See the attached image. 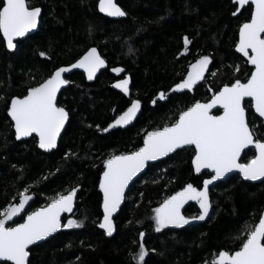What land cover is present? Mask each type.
<instances>
[{
    "label": "trees",
    "instance_id": "obj_1",
    "mask_svg": "<svg viewBox=\"0 0 264 264\" xmlns=\"http://www.w3.org/2000/svg\"><path fill=\"white\" fill-rule=\"evenodd\" d=\"M116 2L127 13L118 20L99 13L97 0H28L30 6L41 8L37 30L17 40L14 51L6 48L0 34V209L17 202L13 198L18 191L29 187L32 200L14 219L19 223L57 193L79 186L70 216L80 226L64 228L30 247L27 264H135L132 255L138 251L141 232L148 250L145 264H211L220 250L238 248L240 241L233 238L244 222L258 221L264 209V179L248 182L238 174L230 175L209 187L211 207L205 220L157 232L153 209L188 183L200 189L210 176L208 171L194 174L192 147L178 149L148 164L130 185L110 237L97 226L101 217L97 184L103 160L110 154L138 149L148 130L174 123L181 111L208 100L225 83L246 80L251 68L234 46L238 28L250 18L252 6L247 4L233 15L236 4L232 0ZM185 36L190 40L187 46ZM90 46L98 49L107 67L92 82H86L79 71L66 77L68 84L60 91L57 105L68 111L69 119L57 147L43 152L34 136L15 140L6 113L9 100L23 96ZM205 55L210 63L204 79L190 90L172 91L189 66ZM113 68L124 71L116 75ZM121 76L130 78L129 98L112 87ZM161 92L165 93L163 100L159 99ZM135 99L141 101V110L134 123L102 133ZM244 106L250 126L264 132L260 127L264 122L254 114L250 100ZM69 152L75 155L65 158ZM253 156L254 150L247 149L240 161L247 163ZM181 213L194 217L200 207L187 201ZM68 217L61 218L62 225Z\"/></svg>",
    "mask_w": 264,
    "mask_h": 264
},
{
    "label": "snow or ice",
    "instance_id": "obj_2",
    "mask_svg": "<svg viewBox=\"0 0 264 264\" xmlns=\"http://www.w3.org/2000/svg\"><path fill=\"white\" fill-rule=\"evenodd\" d=\"M240 7L249 0H234ZM252 11L250 20L239 28V41L236 50L246 57V63L253 66L246 81L237 78L234 82L225 83L215 91L207 103L197 101L181 111L174 123L147 133L143 146L138 149L110 154L103 160V172L100 176L99 188L103 193V220L99 227L111 236L115 230L113 214L117 212L124 200L125 188L134 177L140 173L147 162L166 156L184 146H194L195 155L192 164L197 173L202 169H211L214 175L203 181V187L198 189L191 183L168 196L159 207L153 209L155 231L160 232L169 225L177 228L187 225L189 219L181 214V208L189 201L199 204L200 214L192 217L194 220H205L211 207L209 201V186L214 181L224 177L226 173L237 170L244 180L257 181L264 178V132H260L246 117L245 98H250L255 113L264 118V0H250ZM99 10L108 16L124 17L127 15L114 0H99ZM239 10V9H237ZM41 15L40 7H32L28 0H0V33L6 41L8 49H14V39L23 37L35 29ZM235 15V13H233ZM190 40L184 37V45ZM131 51V49H130ZM41 55H45L41 53ZM210 63L209 56H201L195 64L190 65L187 76L176 84L172 91L192 89L198 81L204 79V72ZM105 66V60L97 48H89L71 68H82L93 79L95 72ZM69 68H57L38 86L30 87L22 98L13 97L8 106L15 130V137H29L35 134L39 138V147L50 150L57 146V137L69 119V113L64 107L57 106V92L61 86L68 83L62 78V73ZM120 73L122 68H113ZM239 71V67L235 68ZM215 75V73H213ZM129 79L116 83L115 87L128 92ZM159 99H165V93H159ZM153 103H156L153 100ZM219 105L223 109L221 115H212L211 109ZM141 107L139 99L132 100L127 108L114 122L101 131L107 133L117 126L129 124ZM99 127V126H97ZM264 128V124H261ZM253 146L255 156L247 163H239L244 149ZM74 153H66L70 158ZM29 187L18 191V203H8L0 209V259L12 264H26L29 257V246L48 237L60 227L73 228L80 224L69 219L61 224V213L73 210V199L77 189L74 187L67 194L57 193L56 197L44 207L37 208L23 217L22 223H15L14 218L25 210L32 200ZM13 222L14 226H8ZM145 233L141 232V242L138 251L132 255L135 264H145L148 250L143 243ZM243 237V238H242ZM234 240L240 243L236 250H220L214 256L211 264H264V212L258 221L244 222Z\"/></svg>",
    "mask_w": 264,
    "mask_h": 264
},
{
    "label": "water",
    "instance_id": "obj_3",
    "mask_svg": "<svg viewBox=\"0 0 264 264\" xmlns=\"http://www.w3.org/2000/svg\"><path fill=\"white\" fill-rule=\"evenodd\" d=\"M232 1L234 2V0H232ZM114 2L117 4L116 0H114ZM248 4H250V0H249V3H248ZM117 5H118V4H117ZM246 5H247V4H246ZM246 5H244V6H246ZM118 6H119V5H118ZM244 6H243V7H244ZM251 6H252V5H251ZM36 7H38V6H36ZM119 7H120V6H119ZM243 7H240L238 4H236V9H235V11H234L235 15L238 14V13L240 12V10H241ZM120 8H121V7H120ZM121 9H122V8H121ZM237 9H239V10H237ZM97 10H98V12L101 13L102 15L107 16L108 18H111V19H114V20H118V19H120V18H123V17L108 16L106 13H102V12H100V10H99V0H97ZM122 10H123V9H122ZM123 11H124V10H123ZM251 11H252V10H251ZM250 16H251V14H250ZM124 17H125V16H124ZM39 18H40V17H39ZM248 20H250V18H249ZM248 20H247V21H248ZM247 21H245V22H247ZM245 22H243V23H245ZM243 23H241L240 26H241ZM38 25H39V19H38L37 27H36L35 29L30 30V31L27 32L23 37H17V38H15V39H14V43L16 44V46H17V43H16L17 40L24 39V38H26L28 35L34 33V32L37 30ZM240 26H239V28H240ZM239 28H238V32H237V41H236V43H235L234 50L246 60L247 58L244 57L243 54L239 53V52L236 50V45H237V43H238V41H239ZM0 34H1L2 38H3L2 33H0ZM3 40H4V38H3ZM4 43H5L6 48L8 49L5 40H4ZM91 47H95V46H90L89 48H91ZM15 48H16V47H15ZM15 48H14V49H8V50H9V51H14ZM89 48H87V49H86V50H85V51H84V52H83V53H82V54H81L76 60H74L73 62H71V63H69V64H65V65H60V66L57 67V68L66 67V68H69V69H70V71L65 72V73H62V78H63V79H65L66 81H68L67 78H66L68 75H70V74L73 73L74 71H79V72H82V73H83L86 82H92V81L95 80V78H96V76L99 74V72L102 71L103 69H105V68L107 67V62H106V60L104 59L103 56H101V57L105 60V66L99 68V69L95 72V74H94V76H93V79H91V80L88 79V74L84 71V69H82V68H71V65L74 64L77 60H79L80 57L83 56V55L85 54V52H86ZM95 48H96V47H95ZM97 50H98V49H97ZM98 52H99V51H98ZM99 54H100V53H99ZM100 55H101V54H100ZM247 64H248V63H247ZM248 66L251 68V71H252V70H253V66L250 65V64H248ZM57 68H55V69L53 70V72H55V70H56ZM251 71H250V72H251ZM53 72H52V73H53ZM52 73H51V74H52ZM116 74H117V73H116ZM249 75H250V74H249ZM50 76H51V75H50ZM48 77H49V76H48ZM48 77H47V78H48ZM47 78H45V79H47ZM125 78H128V79H129V85H128V92H127V93H125L122 89L115 87V85H116V83H117L118 81L123 80V79H125ZM45 79H44V80H45ZM44 80H43V81H44ZM43 81H41L40 83H42ZM245 81H246V80H245ZM245 81H242V82H245ZM40 83H39V84H40ZM39 84H37V85H35V86H38ZM67 84H68V83H66V84H64V85L61 86L60 90L57 92V98H58V95H59L60 91H61L63 88H65V87L67 86ZM35 86H33V87H35ZM112 87H113L114 89L118 90L119 92H121L125 97L129 98V96H130V92H129L130 78H129L128 76H125V77H123V78L116 79V80L112 83ZM221 87H222V86H221ZM221 87H220V88H221ZM28 89H29V88H28ZM28 89H27V90H28ZM26 94H27V91H26V93H25L24 95H26ZM24 95H23V96H24ZM23 96H13V97H20V98H22ZM13 97H12V98H13ZM211 97H212V96H211ZM211 97H210L208 100H206V101H200V102H201V103H207V102L210 101ZM12 98H11V99H12ZM11 99L9 100L8 106H9V104H10ZM135 100H136V99H135ZM245 100H250V102H251V108H252L254 114H255L256 116H258V114L255 113V109L252 107V101H251V99H250V98H245ZM131 102H132V101H131ZM131 102H130V104H129V105H128V106H127L122 112H120L118 115H116V116L114 117V119H113L111 122H109V123L107 124V126H108L110 123L114 122L115 119H116L118 116H120L124 111H126L127 108L130 107ZM196 102H197V101H196ZM196 102H194V103H196ZM194 103H193V104H194ZM193 104H192V105H193ZM57 106H58V105H57ZM190 106H191V105H190ZM190 106H189V107H190ZM58 107H62V106H58ZM65 110H66V109H65ZM140 110H141V107H140V109H138L135 118H134L129 124L124 125V126H117V127H114V128H112V129H110L109 132L112 131V130H114V129H116V128H119V127H121V128H125V127H128V126H130L131 124H133L134 121H135V119H136L137 116L139 115ZM185 110H187V108H186ZM185 110H184V111H185ZM66 111H67V110H66ZM216 111H218V112H216ZM67 112H68V111H67ZM222 112H223V109L220 108L219 105H217L216 107H214L213 109H211V114H212V115H221ZM6 113H7V115H8V107H7V111H6ZM8 117H9V119H10L12 125H13V122H12L10 116H8ZM258 117H259V116H258ZM178 118H179V115H178L177 119H178ZM259 118H260V117H259ZM177 119H176V120H177ZM260 119L264 122V118H260ZM67 122H68V120L65 122V126H66ZM169 125H170V124H169ZM65 126H64V128H65ZM107 126H106V127H107ZM165 126H168V125H165ZM106 127H105V128H106ZM163 127H164V126H163ZM163 127H161V128H163ZM64 128L61 130L60 135L57 137V144H58L59 138H60V136H61V134H62ZM12 129H13L14 138H15V140H17L16 137H15V130H14V127H13V126H12ZM157 129H158V128H157ZM153 130H155V129L148 130V131L144 134L143 139H142V145H141V146H143V140H144V137L147 135L148 132L153 131ZM102 133H105V132L102 131ZM32 136L36 137V145H37V148H38V149H40V150L43 151V152H49V151L53 150V149H50V150L41 149V148L39 147V138H38L35 134H33ZM30 137H31V136H29V137H22L20 140H17V141L25 140V139L30 138ZM56 147H57V146H56ZM184 147H188V146H184ZM184 147H183V148H184ZM190 147H192V148L194 149V146H190ZM250 148H252V149L254 150V156H255L256 153H255V149H254V147H253V146H249L247 149H250ZM54 149H55V148H54ZM180 149H182V148H180ZM247 149H244V150L242 151V153H243L245 150H247ZM177 150H178V149H177ZM175 151H176V150H175ZM175 151H174V152H175ZM174 152H172V153H174ZM172 153H169V154L166 155V156L159 157V158L156 159V160H153V161H149V162H147L146 165H145V167H144V169H143L140 173H138L137 176L134 177V178L132 179V181L129 182V185L125 188L124 198H125V194H126L128 188L130 187V185H131V184H132L137 178H139V177L145 172V170H146L148 164H150V163H154V162H157V161H159V160H161V159H164V158H166L167 156L171 155ZM242 153H241V155H242ZM119 154H121V153H119ZM119 154H116V155H119ZM194 155H195V151H194L193 156H194ZM193 156H192V158H193ZM254 156H253V157H254ZM240 157H241V156H240ZM238 162H239V163H242V162L240 161V158H239V161H238ZM102 165H103V164H102ZM191 165H192L193 172H194V174H196V175L201 174V173L204 172V171H208V172L210 173V176L206 177L205 179H210V178H211V175H214V173L212 172L211 169H202L200 173H197V172L195 171V168H194L193 164H192V159H191ZM103 170H104V169H103ZM103 170L101 171V173L103 172ZM101 173H100V176H101ZM233 174H238V175L240 176V178H241L242 180H244L243 177L240 175V173H239L237 170H233V171H231V172H229V173H226L225 176H224V177H221L219 180L214 181L212 185L216 184L218 181H222V180L226 179L227 177H229L230 175H233ZM100 176H99V180H98V184H97V189H98V191H99L100 194H101V203H100L101 217H100V220H99L97 226H98V228H99L100 230H102V231L104 232V234H105L106 237H110L109 235H107V234L105 233L104 229H101V228L99 227L100 222L103 220V207H102V205H103V193H102V191H101L100 188H99ZM205 179H204V180H205ZM263 179H264V178H262L261 180H263ZM204 180H203V181H204ZM261 180H257V181L244 180V181H248V182H258V181H261ZM212 185H210V186H212ZM210 186H209V187H210ZM202 187H203V183H202ZM202 187H201V188H202ZM73 188H74V187H73ZM75 188L77 189V191H76V195H77V192H78V190H79V186H75ZM71 189H72V188H71ZM71 189H70V190H71ZM70 190H68V191H70ZM68 191H67V192H68ZM67 192L62 193V194H65V195H66ZM76 195H75V197H74V199H73V210H72L71 212H63V213H61V218H62L63 216H70V215L74 212ZM29 202H30V201H29ZM50 202H51V200L48 201L45 205L40 206V207H38V208L44 207V206H46L47 204H49ZM123 202H124V200L122 201V203H121L119 209L117 210V212L113 214V222H114V225H115V216L118 214V212H119L121 206L123 205ZM14 203H18V201H17V202H14ZM28 204H29V203H28ZM28 204L26 205L25 209L27 208ZM36 209H37V208H36ZM36 209H34L33 211H35ZM24 211H25V210H24ZM24 211H22V213H21L20 215H22V214L24 213ZM31 212H32V211H31ZM262 212H264V209H263ZM262 212H261V213H262ZM29 213H30V212H29ZM27 214H28V213H27ZM27 214H25L24 217L27 216ZM20 215H19V216H20ZM19 216H17V217H19ZM17 217H15V218H17ZM15 218H14V219H15ZM22 222H23V219H22V221L19 222V223H22ZM9 223H10V222H9ZM61 224H62V219H61ZM8 226H9V225H8ZM11 226H14V225H11ZM63 229H64V227H60L59 229H57L56 232L51 233L48 237L44 238V239L41 240V241H37V242H36L35 244H33V245H30L29 248L32 247V246H35V245H38V244L44 242L45 240H47L48 238H50L51 236L55 235L57 232H59V231H61V230H63ZM115 230H116V226H115ZM115 230H114L113 234L115 233ZM113 234H112V235H113ZM112 235H111V236H112ZM28 251H29V249H28ZM29 255H30V254H29ZM28 258H29V257H28ZM0 261H3V260L0 259ZM7 262H10V261H7ZM27 262H28V260L26 261V264H27ZM10 263L12 264V262H10Z\"/></svg>",
    "mask_w": 264,
    "mask_h": 264
},
{
    "label": "rangeland",
    "instance_id": "obj_4",
    "mask_svg": "<svg viewBox=\"0 0 264 264\" xmlns=\"http://www.w3.org/2000/svg\"><path fill=\"white\" fill-rule=\"evenodd\" d=\"M198 59H199V58H198ZM198 59H197V60H198ZM197 60H195L192 64H195ZM192 64H191V65H192ZM189 68H190V66H189ZM189 68H188V71H189ZM187 74H188V72H187ZM187 74H186V76H187ZM186 76H185V77H186ZM194 86H195V85H193V87H194ZM193 87H192V88H193ZM182 90H183V89H182ZM189 90H190V89H189ZM181 190H182V189H181ZM189 201H194V200H189ZM195 202H196V201H195ZM196 203H197V202H196ZM197 204H198V203H197ZM198 205H199V204H198ZM159 206H160V205H159ZM159 206H158V207H159ZM181 214H182V213H181ZM199 214H200V213H199ZM199 214H198V215H199ZM154 215H155L154 212H152V213H151V218L153 219V221H154ZM198 215H197V216H198ZM183 216H184V215H183ZM185 217H186V216H185ZM186 218L189 219V223H190V222H193V221H198V220H194V219H192V217H186ZM69 219H73V220H75V221H77V222L79 223V221H78L77 219H75V218L69 216V217L66 219L65 224L67 223V221H68ZM154 224H155V221H154ZM169 226H171V225H169Z\"/></svg>",
    "mask_w": 264,
    "mask_h": 264
},
{
    "label": "flooded vegetation",
    "instance_id": "obj_5",
    "mask_svg": "<svg viewBox=\"0 0 264 264\" xmlns=\"http://www.w3.org/2000/svg\"><path fill=\"white\" fill-rule=\"evenodd\" d=\"M115 74H116V73H115ZM116 75H118V73H117ZM123 77H125V76L117 77L116 79L123 78ZM116 79H115V80H116Z\"/></svg>",
    "mask_w": 264,
    "mask_h": 264
}]
</instances>
